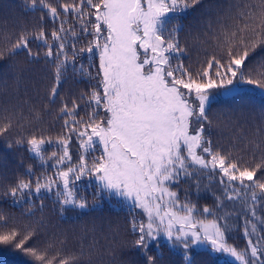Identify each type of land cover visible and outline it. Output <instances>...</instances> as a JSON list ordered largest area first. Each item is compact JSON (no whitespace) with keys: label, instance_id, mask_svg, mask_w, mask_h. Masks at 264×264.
<instances>
[{"label":"snow or ice","instance_id":"6c2138e0","mask_svg":"<svg viewBox=\"0 0 264 264\" xmlns=\"http://www.w3.org/2000/svg\"><path fill=\"white\" fill-rule=\"evenodd\" d=\"M198 5L206 7L202 0H57L56 5L24 0L26 9L40 11V24L0 48V61L24 54L29 63H38L42 51L43 63L52 70L47 100L51 105L61 100L57 118L64 132L55 142L35 135L7 142L9 149L26 144L43 171L37 176L29 166L31 179H18L4 196L19 204L35 194L43 208L42 194L53 193L61 212L87 211L76 184L92 178L93 200L114 197L120 207L130 208L132 247L140 264H162L161 239L170 252L179 253L181 264H195L194 247L209 255L227 254L236 264H264V110L254 138L244 137L245 148L251 145V164L233 158L232 147L214 145L209 115L214 103H224L220 97L235 99L244 86L264 95V55L246 63L251 53L264 50V0L230 5L234 23L214 36L225 57L213 55L193 72L183 62L186 48L179 36L182 20ZM69 71L87 79L90 89L71 105L60 91ZM234 111L244 115L242 109ZM33 118L39 113L34 111ZM11 127V117L0 119V136ZM53 143L56 149L45 157L44 145ZM49 160L52 175L45 174ZM181 184L197 193L218 187L215 207L199 210L187 190L182 200ZM232 215L245 219L243 250L228 243V225L220 223ZM64 243L59 240L61 248L53 251L55 240L42 242L37 228L12 226L0 211V246L32 264H75L83 247L79 255L64 256Z\"/></svg>","mask_w":264,"mask_h":264},{"label":"trees","instance_id":"16d2710c","mask_svg":"<svg viewBox=\"0 0 264 264\" xmlns=\"http://www.w3.org/2000/svg\"><path fill=\"white\" fill-rule=\"evenodd\" d=\"M49 2L53 5L57 4V0H49ZM238 2L243 0H202L206 7L198 5L196 9L190 10L187 18L182 20L184 31L180 33L179 38L181 45L186 48L182 59L185 66H190L193 72L199 70L201 66L206 67V59L213 55L225 57V50L219 46V41L214 39V36L222 32V26H230L234 23L230 17L235 14V9L230 5ZM39 24L40 11L26 9L24 0H0V48H5L10 41H14L21 30H32ZM45 26L46 29L52 27L47 21ZM33 49L37 50L35 45ZM258 55H264V50L258 48L256 52L251 53L246 63ZM42 57L41 51V61L38 63H29L24 54L0 61V119L5 117L12 119V127L0 136V211L6 215L12 226L23 228L27 225L37 228L42 242L55 240L56 247L53 251L61 248L59 240H64L62 246L64 256L79 255L83 247V255L75 261V264H140L142 258L132 247L136 236L131 233L128 223L130 208L127 205L120 207L119 201L114 197L93 200L96 183L94 179L85 177L76 184L78 195H83L87 199L89 205L87 211L75 209L61 212L55 203L56 197L53 193L42 194L43 208L35 194L30 202L22 200L19 204H13L12 197L4 196V192L18 179H31L26 176L29 166L37 176L43 171L40 162L27 151L26 144L9 149L6 146L7 142L14 143L17 138H28L32 135L51 138L55 142L56 137L64 132L63 121L57 118L61 100L58 99L55 105L49 104L47 100L52 70L43 63ZM247 87L246 91L236 94L235 99L220 97L219 99L224 103H214L209 115L213 121L211 139L214 145L224 149L232 147L233 158L243 157L242 162L251 164L252 161L249 160L251 145L245 148L244 137L246 135L248 139L254 138V126L259 124V113L264 110V95H261L254 86ZM60 91L63 100L71 105L73 98L90 89L87 79L79 74L73 75L69 71ZM245 93L247 95H244ZM234 109H242L244 115ZM34 111L39 113V119L33 118ZM70 147L75 162L78 145L74 138ZM44 148L45 157H49L56 149V145L45 144ZM98 154L96 152L92 155ZM51 163L52 160H49L48 165L44 166L48 168L46 175L53 174ZM186 190L189 192V199L199 210L202 211L205 206L215 207L213 193L219 194L218 187L210 190L202 189L197 193L194 188L181 184L178 191L182 200ZM29 203L33 205L31 213ZM229 208H231L230 204ZM136 211L139 212L138 209ZM236 212L240 213L239 206ZM220 223L228 225V243L238 250L245 249L244 216L232 215L226 220H221ZM252 239L255 241L256 237L253 236ZM160 245L164 257L162 264H181L179 253L170 252L164 239H161ZM191 252L195 264H236L223 254L209 255L201 248L194 247ZM150 253L156 255L155 245L151 247ZM0 264H32V262L20 253L0 246Z\"/></svg>","mask_w":264,"mask_h":264},{"label":"rangeland","instance_id":"374dc122","mask_svg":"<svg viewBox=\"0 0 264 264\" xmlns=\"http://www.w3.org/2000/svg\"><path fill=\"white\" fill-rule=\"evenodd\" d=\"M224 257H226L227 259L231 260V261H234V258L230 257L229 255L227 254H223Z\"/></svg>","mask_w":264,"mask_h":264},{"label":"water","instance_id":"95a60500","mask_svg":"<svg viewBox=\"0 0 264 264\" xmlns=\"http://www.w3.org/2000/svg\"><path fill=\"white\" fill-rule=\"evenodd\" d=\"M248 89V87L247 86H244L243 88H242V92L243 91H246ZM238 94V93H237ZM225 97H228V96H225Z\"/></svg>","mask_w":264,"mask_h":264}]
</instances>
